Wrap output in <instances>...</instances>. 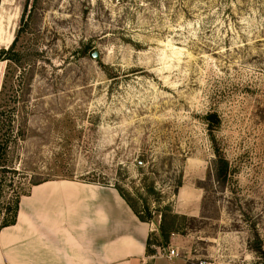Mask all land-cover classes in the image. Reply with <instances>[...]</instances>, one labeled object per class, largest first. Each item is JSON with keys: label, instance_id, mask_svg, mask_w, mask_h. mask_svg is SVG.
<instances>
[{"label": "rangeland", "instance_id": "rangeland-1", "mask_svg": "<svg viewBox=\"0 0 264 264\" xmlns=\"http://www.w3.org/2000/svg\"><path fill=\"white\" fill-rule=\"evenodd\" d=\"M54 179L190 264H264V0H0V224Z\"/></svg>", "mask_w": 264, "mask_h": 264}, {"label": "crops", "instance_id": "crops-1", "mask_svg": "<svg viewBox=\"0 0 264 264\" xmlns=\"http://www.w3.org/2000/svg\"><path fill=\"white\" fill-rule=\"evenodd\" d=\"M156 232L116 188L54 179L20 198L15 224L0 230V264H190L173 243L150 252Z\"/></svg>", "mask_w": 264, "mask_h": 264}, {"label": "trees", "instance_id": "trees-1", "mask_svg": "<svg viewBox=\"0 0 264 264\" xmlns=\"http://www.w3.org/2000/svg\"><path fill=\"white\" fill-rule=\"evenodd\" d=\"M3 53H4V51H3ZM46 181H50V180H45V181L38 182V183L34 184L33 186L38 185V184H41V183H44ZM182 187H183V177L178 181V183H177V185L175 187V194L176 195L179 193V190ZM116 189L119 191V193L121 194V196L126 200V202L128 203V205L138 215V217L140 218V220L143 221V222H148L145 218H143L142 216H140V214L136 210L135 204H133V202L129 198H127V196L119 188H116ZM19 202H20V199H18V201L16 202L15 207H13V208L12 207H9L8 208V210H10L9 212L12 213V214L9 215L8 219L3 224H0V230L3 229V228H5V227H7V226H10V225L15 224L16 219H17L18 210H19ZM166 209L167 210H171L172 208H171V206H168V207H166ZM174 218L176 219V218H178V216L175 215ZM160 232H161L162 238L168 244L171 233H175V232H178V231L174 228V225L173 224H166L165 221L163 220L162 221V224L160 226ZM152 245H154V246H160L157 243L152 242V237H151L150 240H149V242H148V250H150V252H154L150 248Z\"/></svg>", "mask_w": 264, "mask_h": 264}, {"label": "built area", "instance_id": "built-area-1", "mask_svg": "<svg viewBox=\"0 0 264 264\" xmlns=\"http://www.w3.org/2000/svg\"><path fill=\"white\" fill-rule=\"evenodd\" d=\"M168 257L170 258L179 257V253L175 249H169ZM201 264H207V263H201Z\"/></svg>", "mask_w": 264, "mask_h": 264}, {"label": "water", "instance_id": "water-1", "mask_svg": "<svg viewBox=\"0 0 264 264\" xmlns=\"http://www.w3.org/2000/svg\"><path fill=\"white\" fill-rule=\"evenodd\" d=\"M93 57L97 59L98 58V53H94Z\"/></svg>", "mask_w": 264, "mask_h": 264}]
</instances>
